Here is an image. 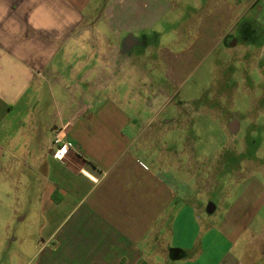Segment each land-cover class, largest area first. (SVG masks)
<instances>
[{
  "label": "crops",
  "instance_id": "obj_1",
  "mask_svg": "<svg viewBox=\"0 0 264 264\" xmlns=\"http://www.w3.org/2000/svg\"><path fill=\"white\" fill-rule=\"evenodd\" d=\"M250 2L204 0L200 23L181 26L199 36V53L150 39L177 31L160 29L174 0H0L5 264L252 261L259 240L241 238L264 207L262 181L244 159L228 202L201 207L209 191L183 123L187 101L172 103L190 60L213 54ZM57 135L72 148L62 160Z\"/></svg>",
  "mask_w": 264,
  "mask_h": 264
},
{
  "label": "rangeland",
  "instance_id": "obj_2",
  "mask_svg": "<svg viewBox=\"0 0 264 264\" xmlns=\"http://www.w3.org/2000/svg\"><path fill=\"white\" fill-rule=\"evenodd\" d=\"M174 1L177 8L168 16L172 17L171 22L168 25L169 22L164 21L160 29L172 27L178 32L150 39L157 45L167 43L168 48L174 51L180 49L176 44L185 43L182 49L197 48L196 52L200 53V38L197 35L189 37L186 31L182 35L181 26L200 23L197 18L204 0ZM250 4L253 7L241 16L238 10L242 8H236L235 15L226 22L222 31L226 34L225 40L232 39L235 44L229 48L221 41L203 63L196 54L197 58L190 61L198 62L192 63L183 75L180 93L172 99L174 105L182 99L187 101L184 107L188 117H183V123L189 128L190 147L200 156L202 171L205 172L200 185L205 194L209 191L200 205L203 208L209 202L214 206L228 202L227 198L233 191L230 178L237 174L239 162L244 159L250 160L251 175L264 185L261 177L264 175V0H251ZM225 50L228 53L225 54ZM194 98H199V101H192ZM172 108L173 105H167L166 112ZM164 115L159 118L164 120L167 117ZM241 240H251L252 243L259 240L250 250L249 259L252 261L245 264H264V207ZM241 240L232 247V253L238 257L244 247ZM5 256L4 248L0 247V264H5Z\"/></svg>",
  "mask_w": 264,
  "mask_h": 264
},
{
  "label": "built area",
  "instance_id": "obj_3",
  "mask_svg": "<svg viewBox=\"0 0 264 264\" xmlns=\"http://www.w3.org/2000/svg\"><path fill=\"white\" fill-rule=\"evenodd\" d=\"M71 149L72 148L67 142H63L60 136H56L52 146V153L54 158H56L57 160H62ZM93 182H97V179H94Z\"/></svg>",
  "mask_w": 264,
  "mask_h": 264
},
{
  "label": "flooded vegetation",
  "instance_id": "obj_4",
  "mask_svg": "<svg viewBox=\"0 0 264 264\" xmlns=\"http://www.w3.org/2000/svg\"><path fill=\"white\" fill-rule=\"evenodd\" d=\"M198 38H199V36H198ZM199 40V39H198ZM197 42V41H196ZM196 42H195V44H196ZM222 42L225 44V46H228L229 48H231V46H233L234 44H235V41L234 40H232V39H226L225 40V38H223V40H222ZM226 53H228V52H226V50H225V54Z\"/></svg>",
  "mask_w": 264,
  "mask_h": 264
}]
</instances>
